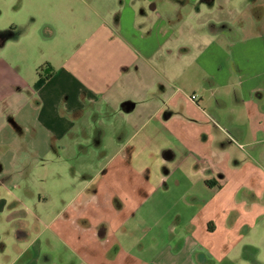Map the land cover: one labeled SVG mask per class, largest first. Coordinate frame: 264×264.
<instances>
[{
	"label": "crops",
	"instance_id": "obj_1",
	"mask_svg": "<svg viewBox=\"0 0 264 264\" xmlns=\"http://www.w3.org/2000/svg\"><path fill=\"white\" fill-rule=\"evenodd\" d=\"M25 5L0 55V264L246 260L264 238V0Z\"/></svg>",
	"mask_w": 264,
	"mask_h": 264
},
{
	"label": "rangeland",
	"instance_id": "obj_2",
	"mask_svg": "<svg viewBox=\"0 0 264 264\" xmlns=\"http://www.w3.org/2000/svg\"><path fill=\"white\" fill-rule=\"evenodd\" d=\"M25 7V0H0V33H2V36L0 35V41L5 42L3 48L0 45V55H8V52L11 49V47H9L8 50H6V47L12 45L11 42H9L10 39L4 40V37H6L4 34L8 31L10 26L15 24L18 25L20 29L23 28L22 25L25 23V19H27V13L24 10ZM35 17L36 18L32 22L36 25L38 24L39 28H42L45 22L53 21L52 18H49L48 16L38 17V15H35ZM223 126L226 127V125ZM253 239L255 240V238ZM257 240L254 245L258 246L248 247L252 252L248 254L246 260H244V258H241V260L237 259L233 264H264V238Z\"/></svg>",
	"mask_w": 264,
	"mask_h": 264
},
{
	"label": "trees",
	"instance_id": "obj_3",
	"mask_svg": "<svg viewBox=\"0 0 264 264\" xmlns=\"http://www.w3.org/2000/svg\"><path fill=\"white\" fill-rule=\"evenodd\" d=\"M49 76H50V73H47V75L44 77L39 76L37 83L35 84V88H39L41 85H43Z\"/></svg>",
	"mask_w": 264,
	"mask_h": 264
},
{
	"label": "built area",
	"instance_id": "obj_4",
	"mask_svg": "<svg viewBox=\"0 0 264 264\" xmlns=\"http://www.w3.org/2000/svg\"><path fill=\"white\" fill-rule=\"evenodd\" d=\"M190 98H191L192 100H195V96H191Z\"/></svg>",
	"mask_w": 264,
	"mask_h": 264
}]
</instances>
